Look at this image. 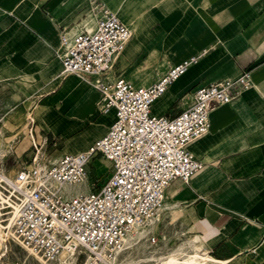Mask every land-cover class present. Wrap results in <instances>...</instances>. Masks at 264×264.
Here are the masks:
<instances>
[{
	"label": "crops",
	"instance_id": "crops-1",
	"mask_svg": "<svg viewBox=\"0 0 264 264\" xmlns=\"http://www.w3.org/2000/svg\"><path fill=\"white\" fill-rule=\"evenodd\" d=\"M93 1L134 33L117 78L148 87L202 55L155 103L157 116H177L200 88L249 76L252 88L216 106L209 132L190 146L201 173L173 184L167 200L216 260L264 264V0H0V80L38 96L44 140L56 158L88 151L115 120L98 111V90L61 76L56 55L62 30L84 26Z\"/></svg>",
	"mask_w": 264,
	"mask_h": 264
},
{
	"label": "built area",
	"instance_id": "built-area-1",
	"mask_svg": "<svg viewBox=\"0 0 264 264\" xmlns=\"http://www.w3.org/2000/svg\"><path fill=\"white\" fill-rule=\"evenodd\" d=\"M91 6L94 32L85 25L63 29L56 55L62 76H76L98 90V111L115 120L88 151L54 161L38 155L20 170L14 229L45 260L66 253L84 264H116L127 241L160 215L171 186L188 185L201 173L203 164L190 146L209 132L212 110L241 98L252 82L248 75L224 79L196 90L177 116H157L155 103L202 55L170 68L148 87L117 78V61L134 33L104 3ZM99 158L111 165L103 184L91 180ZM89 182L88 192H68Z\"/></svg>",
	"mask_w": 264,
	"mask_h": 264
},
{
	"label": "rangeland",
	"instance_id": "rangeland-1",
	"mask_svg": "<svg viewBox=\"0 0 264 264\" xmlns=\"http://www.w3.org/2000/svg\"><path fill=\"white\" fill-rule=\"evenodd\" d=\"M38 106V96L34 97L25 86L11 85L0 80V174L15 179L20 170L32 165L38 155L47 156L53 161L57 159L54 146L44 140ZM97 166L92 167L91 180H99L103 184L111 175V165L102 160ZM91 184L89 182L81 188L75 187L71 193L82 189L88 192L92 189ZM164 214L156 231L137 241L133 247L125 248L116 264H157L159 258L181 247L190 250L188 245H192L195 238L179 224V215L174 218L171 212ZM8 218L6 216L2 219ZM0 264L42 263L31 257L17 242L9 240L0 248ZM49 264L59 263L55 260ZM76 264H84V260H77Z\"/></svg>",
	"mask_w": 264,
	"mask_h": 264
},
{
	"label": "bare ground",
	"instance_id": "bare-ground-1",
	"mask_svg": "<svg viewBox=\"0 0 264 264\" xmlns=\"http://www.w3.org/2000/svg\"><path fill=\"white\" fill-rule=\"evenodd\" d=\"M96 23L97 20L95 18H88L84 20V25L91 33L94 32ZM31 119L33 120V118ZM17 176L15 179H12V177L10 178L6 175L0 174V206H2V208L0 209V248L4 246L9 240H14L19 245H21L31 257H34L42 264H49V262L51 261L42 258L19 236L16 235L14 229V221L20 206L19 199L22 195V192L19 191L16 187V185H18ZM78 188H81V186H79ZM23 190L24 192L30 191L29 187H24ZM82 190H77L75 194L82 192ZM68 192L71 193V189H68ZM169 195L170 194L168 193V196ZM3 210L9 211L3 213ZM166 212H171L174 218L179 215L174 205L170 204L169 201L166 200L160 215L156 217V219L152 220L149 226H147L143 230L138 231L135 237L127 241L126 248L133 247L137 241L142 240L150 233L155 232L158 222L162 220L163 215H165L164 213ZM6 216H8L9 218L6 220L2 219ZM188 247L190 248V250L181 247L173 252L168 253L166 256H162L158 259L157 264H233V261H219L213 258L209 254V250L205 249L204 245L199 242L197 238H195L193 244H189ZM56 261L59 264L77 263V259L74 256L68 255L66 253L61 254V256Z\"/></svg>",
	"mask_w": 264,
	"mask_h": 264
}]
</instances>
